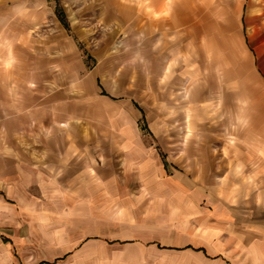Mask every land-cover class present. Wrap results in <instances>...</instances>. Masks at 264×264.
Returning <instances> with one entry per match:
<instances>
[{
	"label": "rangeland",
	"instance_id": "obj_1",
	"mask_svg": "<svg viewBox=\"0 0 264 264\" xmlns=\"http://www.w3.org/2000/svg\"><path fill=\"white\" fill-rule=\"evenodd\" d=\"M262 84L264 0H0V145L42 163L83 141L120 167L159 153L168 175L241 179L226 162L263 132ZM41 252L20 264H66Z\"/></svg>",
	"mask_w": 264,
	"mask_h": 264
},
{
	"label": "crops",
	"instance_id": "obj_2",
	"mask_svg": "<svg viewBox=\"0 0 264 264\" xmlns=\"http://www.w3.org/2000/svg\"><path fill=\"white\" fill-rule=\"evenodd\" d=\"M262 121L226 162L247 172L223 185L168 175L159 153L160 165L137 168L83 141L49 148L45 163L42 149L0 145V264H20L27 250L41 258L43 248L51 263L264 264Z\"/></svg>",
	"mask_w": 264,
	"mask_h": 264
}]
</instances>
